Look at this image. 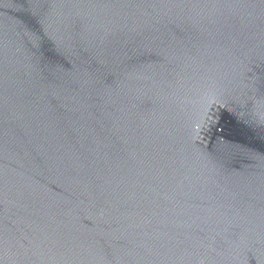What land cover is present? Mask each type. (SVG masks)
<instances>
[{"label": "water", "instance_id": "water-1", "mask_svg": "<svg viewBox=\"0 0 264 264\" xmlns=\"http://www.w3.org/2000/svg\"><path fill=\"white\" fill-rule=\"evenodd\" d=\"M0 264H264V0H0Z\"/></svg>", "mask_w": 264, "mask_h": 264}]
</instances>
